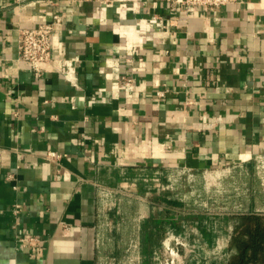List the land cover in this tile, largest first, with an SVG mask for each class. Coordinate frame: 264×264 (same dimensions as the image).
<instances>
[{"label":"crops","instance_id":"obj_1","mask_svg":"<svg viewBox=\"0 0 264 264\" xmlns=\"http://www.w3.org/2000/svg\"><path fill=\"white\" fill-rule=\"evenodd\" d=\"M52 13L54 60L38 74L18 59L19 28ZM260 154L264 0H0V264H96L133 234L153 246L191 222L160 182Z\"/></svg>","mask_w":264,"mask_h":264},{"label":"rangeland","instance_id":"obj_2","mask_svg":"<svg viewBox=\"0 0 264 264\" xmlns=\"http://www.w3.org/2000/svg\"><path fill=\"white\" fill-rule=\"evenodd\" d=\"M161 185L160 182L161 191L173 194L170 206L177 210L179 218L191 222L177 224L175 231L164 233L147 248L141 247L134 234L123 241L119 237L110 240L96 264H223L229 216L244 211L250 199L258 210H264V155L253 159L252 168L236 165L200 171L177 169L170 181L163 183V189ZM250 187L256 188L251 197L247 192ZM107 204L113 209L116 202ZM198 216L205 225L194 224L201 219ZM200 238L207 240L206 247L200 245Z\"/></svg>","mask_w":264,"mask_h":264},{"label":"built area","instance_id":"obj_3","mask_svg":"<svg viewBox=\"0 0 264 264\" xmlns=\"http://www.w3.org/2000/svg\"><path fill=\"white\" fill-rule=\"evenodd\" d=\"M237 0H180L186 7L196 6L209 10H215L227 3ZM62 24V16L52 13L49 19H43L30 27L19 28L18 34V59L27 61L33 71L40 74L44 63H50L53 59L52 44L54 33ZM58 65L60 63L58 61ZM67 75V72H65ZM260 154L256 158L263 156ZM61 153L48 151V159L60 158ZM23 247L28 249L30 257L41 253L39 238L36 235L20 236L18 238Z\"/></svg>","mask_w":264,"mask_h":264},{"label":"trees","instance_id":"obj_4","mask_svg":"<svg viewBox=\"0 0 264 264\" xmlns=\"http://www.w3.org/2000/svg\"><path fill=\"white\" fill-rule=\"evenodd\" d=\"M226 264H264V214L254 211L232 215Z\"/></svg>","mask_w":264,"mask_h":264}]
</instances>
